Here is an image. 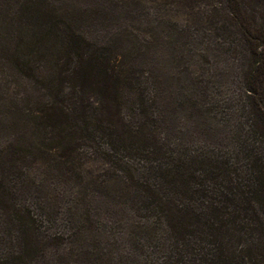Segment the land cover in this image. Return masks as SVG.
I'll use <instances>...</instances> for the list:
<instances>
[{
	"label": "trees",
	"instance_id": "1",
	"mask_svg": "<svg viewBox=\"0 0 264 264\" xmlns=\"http://www.w3.org/2000/svg\"><path fill=\"white\" fill-rule=\"evenodd\" d=\"M226 2L222 25L195 13L185 27H171L177 33L171 32L172 39L184 41L171 60L183 63L182 73L191 78L177 93L179 106L200 130L199 139L188 141L161 138L166 120L151 111L142 110L137 124L124 116L126 93L137 94L144 106L159 101L157 82L149 86L134 64L93 51L66 29L62 63L57 59L34 81L37 108H26L25 117L43 130L42 157L79 189L68 211L69 227L42 242L40 219L15 202L0 176V211L9 237L0 236V252L8 249L0 264H25L47 246L57 254L63 248L57 264H70L67 247L76 240L85 243L76 264H85L88 255L98 264H264V24L247 14L244 0ZM29 8L33 16L36 5ZM206 22L216 25L217 35L228 34L227 47L220 49L239 63L230 96L224 84L228 73L215 79L219 60L200 65L195 77L191 71L215 56L211 47L198 52L194 46V31ZM59 25L55 21L49 30L60 39ZM36 71L32 60L18 63V74L26 79L34 80ZM89 90L95 91L91 98ZM96 162L105 165L101 176L85 170ZM96 187L106 191L105 214L97 212ZM103 236L112 241L105 243Z\"/></svg>",
	"mask_w": 264,
	"mask_h": 264
},
{
	"label": "rangeland",
	"instance_id": "2",
	"mask_svg": "<svg viewBox=\"0 0 264 264\" xmlns=\"http://www.w3.org/2000/svg\"><path fill=\"white\" fill-rule=\"evenodd\" d=\"M244 2L249 4L247 14L255 16L260 24H264V0H244ZM32 5L48 13L39 15L35 8L31 16L29 7ZM195 13H200L208 20L213 17L215 24L222 25L227 17V2L226 0H0V176L4 175L6 186L15 195V202L31 210L40 219L39 235L42 242H46L45 236L62 232L69 227L68 211L74 206L73 197L79 189L61 177L59 167L49 165L42 157L38 149L42 146L43 130H35V121L25 117V109L32 111L37 108L33 107L37 100V95H33L32 92L34 81L41 80L42 72L44 73L41 76H46L45 71H48L57 59L62 63L61 37L64 36L66 29H72V32L79 36L85 45H90L93 51H106L105 56L110 54L112 58L116 56L118 61L125 60L131 66L134 64V71L144 76L145 79L143 77L142 80L149 86L154 80L157 82V93L154 96L158 94L159 101L154 103L152 99L144 106L139 102L140 98L137 94L126 93L127 98L122 100L124 116L131 118L137 124L142 121V110L145 113L151 111L155 117L159 115L162 121L166 120V124L162 123L161 138L188 141L198 138L200 130L196 127L197 120L190 117L188 110L179 106L180 97L177 93L191 78L182 73L183 63L171 60V57L175 58L179 54L184 42L174 40L175 36L172 39V33L176 35L177 33L171 30V27L173 25L176 29L185 27L192 16L196 15ZM55 21L60 23L57 33L60 39L52 29L49 30V26L51 27ZM209 24L206 22L197 26L193 36L194 46L198 52H204L211 47L216 50L212 51L215 56L208 57L210 64L201 60L199 65L191 67V71L195 77L200 73V65L208 67L214 63V60H219L220 65L215 70L217 74L215 79L217 80L218 75L223 72L228 73L224 84L225 95L230 96L234 77L239 72L238 67H234V63L237 65L239 63L229 55H223L220 49L227 47L224 46L223 40L228 34L219 32L217 35L214 30L216 25L209 27ZM26 60H32L34 68L39 70L36 71L38 76L34 80L18 74V63ZM93 93L95 94L94 90H89L88 98H91ZM146 100L151 99L147 96ZM105 169V165L101 162L85 166V170L91 171L94 176L103 175ZM105 192L103 187L97 188L96 199L99 208L97 212L103 214L107 210L103 202ZM3 223L0 211V236L6 237V224ZM10 234L15 244L17 236L15 229ZM123 237L121 234L116 235L117 243L122 249L125 247ZM102 239L105 243L112 241L105 236ZM93 240L95 242L94 237ZM91 243L89 241V244ZM82 244L85 245L82 240H76L68 245L70 255L66 259L70 264H76L79 246ZM39 248L41 252L37 253L38 256L32 255L33 260L25 264H57L59 254H64L63 248L58 250L59 254L49 246L46 249ZM3 250L0 254L8 249L3 248ZM85 258L88 260L85 264H98L93 260L92 255Z\"/></svg>",
	"mask_w": 264,
	"mask_h": 264
}]
</instances>
